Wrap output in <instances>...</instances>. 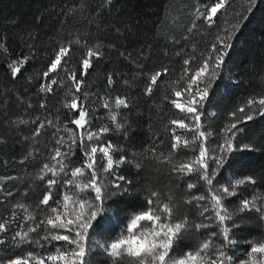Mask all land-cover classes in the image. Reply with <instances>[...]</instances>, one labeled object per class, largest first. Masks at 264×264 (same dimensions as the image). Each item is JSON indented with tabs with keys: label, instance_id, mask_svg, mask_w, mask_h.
Wrapping results in <instances>:
<instances>
[{
	"label": "trees",
	"instance_id": "1",
	"mask_svg": "<svg viewBox=\"0 0 264 264\" xmlns=\"http://www.w3.org/2000/svg\"><path fill=\"white\" fill-rule=\"evenodd\" d=\"M211 2L113 0L108 5L105 0H0V43L3 44L0 47V223L5 224L0 231L3 241L0 264L17 257L28 260V264H35L36 259H43L44 264H63L47 258L73 250L74 246L64 241L47 244L41 240L37 245L22 243L19 238L14 241L13 236L17 231L23 234L35 226L29 216H34L39 223L50 214L49 206L39 204L49 190L48 179L58 181L51 188L53 195L49 204L57 206L55 201L59 200L60 212L64 211V195L70 197V206L76 208L79 205L72 202L82 198L93 204L101 203L94 200L93 189H83L91 181L92 170L84 166L86 158L80 156L82 133L86 144L99 148L110 143L114 160L113 169L104 172L106 159H102L99 151L96 154L94 169L105 210L89 230L91 251L85 257V264H129L130 258L121 257L118 261L110 258L92 241L107 246L120 238L122 232L124 236L131 219L149 208L161 215V223L187 221L173 241L169 258L194 253L207 242L209 256L217 257V249H222L234 263H241L248 258L252 246L264 242V117L254 116L252 121L238 124L241 131L234 143H246L249 148L229 154L224 169L214 181V190L223 185L237 193L234 197H224L218 192L223 208L212 207L211 193L196 173L176 170L181 164L193 163L199 147L198 143L185 147L182 142L175 150L171 147L174 135H180L182 140L193 138V132L171 124L172 119L185 116L171 105L174 91L186 94L184 82L176 83L184 67L183 59L191 56L193 47L197 53H207L213 33L223 35L225 30L231 31L237 13L244 14L248 0H225V7L213 18L216 24L208 28L196 19V12L198 8L204 11V4ZM193 22L197 24L196 29H192ZM232 36V48L210 92L205 116L201 118V130L212 133L205 141L206 147H215L223 126L236 119L230 115L231 111L243 106L249 98L258 100L264 96V0H256L255 7L246 13V19ZM65 45L70 49L69 55L62 58L55 72L43 77L58 48ZM90 48H98L103 55L92 58V66L85 75L82 61ZM25 58L21 74L12 77L8 64ZM164 67L169 69L167 74L162 72ZM157 71L161 75L151 85L150 76ZM73 73L84 81L79 93L71 81ZM109 75L114 80L111 86L107 83ZM51 79L57 80V85H51L53 91L39 93L40 86L50 85ZM149 86L153 88L151 94L146 92ZM85 93L87 100L83 99ZM74 96L80 97L77 109L66 108ZM116 96L126 98L129 107L114 108ZM105 101L112 107L104 109ZM40 103L45 104L43 109ZM79 110L87 113L82 129L71 123L78 118ZM113 114L117 116L116 121L111 120ZM20 120L28 123H19ZM48 120L53 125H48ZM40 123L45 124L43 129L38 127ZM116 123L124 127L116 129ZM102 127L109 131L101 133ZM37 131L39 135L35 134ZM89 132L96 133L100 139L94 137L88 142ZM73 133L77 135L75 156L53 160L57 147L62 153L66 149V145H57L56 139L62 136L68 141ZM121 157L125 163L117 165L115 161ZM61 161L64 172L59 171ZM44 164L50 168L55 166L58 175L53 177L51 172L44 171ZM76 166L82 167L83 174L72 177ZM120 176L125 180H119ZM249 176L255 184L235 185L236 179ZM66 180L75 183L67 185ZM190 182L197 186L187 189ZM106 184L108 188L104 187ZM109 191L115 195H108ZM196 194L204 195L205 200L188 203ZM245 199L249 201V208L241 212ZM148 200L153 203L147 204ZM165 203L173 210L170 216L162 211ZM17 204H24L25 208H17ZM203 208L208 211L201 216L199 211ZM216 211L227 214L223 222L215 216ZM195 224L201 227L196 229ZM152 227L151 222L141 221L134 231L137 234ZM223 228L229 229L231 243L224 240ZM44 234V226L40 225L29 236L34 240ZM61 234L69 233L62 230Z\"/></svg>",
	"mask_w": 264,
	"mask_h": 264
},
{
	"label": "snow or ice",
	"instance_id": "2",
	"mask_svg": "<svg viewBox=\"0 0 264 264\" xmlns=\"http://www.w3.org/2000/svg\"><path fill=\"white\" fill-rule=\"evenodd\" d=\"M108 5H111L113 0H105ZM256 0H248L247 7L244 9V14L237 13L236 23L233 25L232 30H225L223 35H220L219 32L213 33V40L210 44V50L205 52L197 53L195 47L192 49L191 56L189 58L183 59V69L179 75V79L176 81L177 84L184 82L183 92L187 94L186 103H181L177 99L171 100V105L178 109L180 113L185 114L182 119H172L171 124L178 126L180 129L185 131L193 132V138L183 139L180 135H174V143H172V149H176L182 142L183 146L187 147L189 145L195 146L197 143L198 147V155L195 157L193 163L190 164H181L178 169H176L180 173H196L198 175L199 181L203 182V184L207 187V191L211 193V200L213 202L212 207L216 209L223 208L221 203L222 196L218 194V192L222 193L224 197H234L237 195L236 191L230 190L228 186H223L218 190H214V181H217V176L222 169H224L225 164L228 161V156L231 153L239 152L244 149H248V144L234 143L236 135L241 129L238 127V124H243L247 121H252L254 116H262L264 117V96H261L258 100L255 98H249L246 100L243 106L236 108L234 111H231L230 115L234 118L233 122L228 125L223 126V133L218 134V141L215 147L211 145L205 146V141H208L212 133L201 130V118L205 116V105L209 102L210 92L213 90L214 84L217 78L221 75L222 69L225 66V59L229 54V50L232 48V34L240 27V22L246 19V13L251 11L253 7H255ZM225 7V0H212L211 3L204 4V11H200L199 8L196 12V19L200 20L203 24L207 25L208 28H212L216 21L213 19L217 12ZM197 24L195 22L192 23V29H196ZM0 47H3V44L0 43ZM6 50V49H5ZM69 47L61 46L55 53L54 59L50 62V68L48 71L43 72V77H49V72H55L58 66L61 65L62 58L67 57L69 55ZM103 55V52L98 48L96 50L89 49L87 51L86 57L82 61L83 72L85 75L88 74V70L91 68V60L92 58H99ZM177 56L180 55V52L176 53ZM198 57V58H197ZM27 58L24 60H17L8 64V70L12 77H17L21 74L22 68L21 65L26 63ZM67 64V61H65ZM169 69L164 67L162 72L167 74ZM161 75V71H157L150 76L151 85H155L157 83V78ZM71 81L74 83L75 92L79 93L81 90V86L84 83L83 80L78 79L75 73L71 75ZM62 83V82H61ZM107 83L111 86L114 83V80L111 75H109ZM125 84L128 81L124 82ZM51 85H57L56 79L50 80V85L42 84L39 88V93H50L53 91ZM146 92L151 94L153 92V88L151 86L146 88ZM68 94H72V89H68ZM182 92L177 90L174 91L175 97H180ZM167 99V97H165ZM80 99L78 96H74L71 100V103L66 104L65 107L68 109H77V101ZM84 100L88 99L87 93L83 96ZM121 106L125 109L129 107V101L126 98H122L120 96H116L114 99V108L119 109ZM39 107L43 109L45 107L44 103H40ZM110 104L105 101L103 103L104 109H109ZM247 108V111L245 110ZM239 113V115H238ZM87 113L84 110H79L78 118L72 119L71 123L78 126L79 128H84L85 126V117ZM37 119H39L37 117ZM117 116L113 114L111 116L112 121H116ZM185 120L189 122L186 123ZM19 123L27 124V120H20ZM48 125H53L52 120L47 121ZM40 129L45 127L44 123H40L38 126ZM124 127L121 123H116L115 128L121 129ZM59 128H57V132H59ZM109 131L108 128L102 127L100 129L101 133H107ZM39 135L37 131L35 133ZM55 135V133H54ZM99 140L100 137L94 133H87V141L92 142L93 139ZM80 156L86 158L83 160V164L87 169L92 170L91 181L89 183H85L83 185V189L91 188L94 190L95 196L94 200L101 203L93 204L90 201H87L86 198H82L78 201L72 202L73 204H78L79 207H71L70 208V197L68 195L63 196V212L58 210V206L60 205V201H55L57 206H50L49 202L52 199V186L56 185L58 181L56 179H48V191L43 195L42 199L39 201L40 205L49 206L50 214L44 220L36 223L34 216H29L28 219L32 220L35 224L33 227H29L27 231H24L23 234L17 231L13 240L15 241L19 238L22 243H35L39 245L41 240L46 242L47 244H51L52 242L64 241L67 242L69 246H74L71 252L61 251L58 255H50L48 256V260L55 261H63V264H85V257L89 251H91V247L88 244L89 240V230L93 227V222L97 220L98 215L104 211L102 205V200L104 198L102 193V188L97 184V172L94 169V164L96 160V154L99 151L102 154V159H106V167L103 169L104 172H108V170L113 169L114 160L113 155L110 152L112 149V145L109 143L106 146H100L99 148L92 143H85L84 134H80ZM57 145L63 146L66 145L65 151L62 153L60 147H57L54 151V156L52 157L55 160L58 157H66L71 158L76 154V144H77V135L73 133L68 141H65L62 136L56 139ZM122 151V150H121ZM117 165H123L125 160L123 157L117 159L115 161ZM139 167V165H136ZM44 171L51 172L52 176L55 177L58 175V172L55 168L49 167L48 164L43 165ZM212 169L210 172L209 169ZM60 172H64V164L60 162ZM67 175V173H65ZM82 167L76 166L75 169L71 172L72 177H76L78 175H82ZM43 177H41L42 179ZM119 180L124 181L125 177L120 176ZM246 182H250L255 184L256 181L251 177H246L245 179H236L235 185H245ZM75 181L66 180L65 184L72 185ZM197 185L193 182H190L186 185V188L191 190L194 189ZM76 187H80V185H76ZM105 188H108V185H104ZM119 187V185H117ZM108 195H115V192L109 191ZM155 195V194H153ZM205 200V196L202 194L193 195L191 200L196 201L197 204L199 201ZM152 200H148L147 204L151 205ZM17 208H25L24 204H17ZM249 208V201L244 200L242 207H240V211L243 212L245 209ZM95 209V210H93ZM259 211V209H257ZM163 213L168 214L169 216L172 214V208L169 207V204L165 203L162 209ZM207 208L200 209L199 215L204 216L205 212H207ZM226 215H221L220 211L215 212V216L219 218L221 222L226 219ZM141 221L151 222L154 227L152 228V232L150 235L153 237V243L155 248H153L150 252H133L131 249L126 247V241L128 238L136 235L135 229L140 224ZM187 221L183 223H161V215L155 214L151 208L146 211H142L139 215H136L131 219L130 223L127 225L128 237H120L112 240L110 243L105 246L101 244L99 241L93 240L92 243L99 245L104 252L110 258H116L117 261L121 257L130 258L129 264H144L146 255H151L154 264H226V261H231V257L227 256L226 253L222 249H217L218 255L215 259H212L207 251L209 249V243L205 242L201 245V249L196 252H188L186 255H182L180 258H169V253L173 248V241L177 238L178 234L184 229ZM40 225L44 226V235L38 237L36 239H32L29 236V233L37 232ZM204 227H208L207 224L203 225ZM194 227L199 229L201 227L200 224H195ZM5 228V224L0 223V231H3ZM67 231L69 234H61V231ZM224 240L231 243L229 240V229H222ZM142 234V233H141ZM0 243H3L0 240ZM159 250L158 252L156 250ZM202 252L204 253L202 255ZM35 259V258H34ZM6 264H28V260L17 258H10L6 261ZM35 264H44L43 259H36ZM243 264H264V242L256 243L251 247L250 253L248 254V258L243 261Z\"/></svg>",
	"mask_w": 264,
	"mask_h": 264
},
{
	"label": "clouds",
	"instance_id": "3",
	"mask_svg": "<svg viewBox=\"0 0 264 264\" xmlns=\"http://www.w3.org/2000/svg\"><path fill=\"white\" fill-rule=\"evenodd\" d=\"M152 232L151 228H146L143 232L136 234L126 241V247L131 249L133 252H150L155 245L153 243V237L150 235ZM128 237V235L124 236ZM159 251L158 249L156 250ZM144 264H154V260L151 255H146ZM191 264V262H190Z\"/></svg>",
	"mask_w": 264,
	"mask_h": 264
},
{
	"label": "rangeland",
	"instance_id": "4",
	"mask_svg": "<svg viewBox=\"0 0 264 264\" xmlns=\"http://www.w3.org/2000/svg\"><path fill=\"white\" fill-rule=\"evenodd\" d=\"M50 68V67H49ZM172 99H177L179 102H181V103H186V101H187V94H185V95H181L180 97H175L174 96V92H173V98ZM77 181V180H76ZM72 207V205L70 206V208ZM153 228V227H152ZM151 228V229H152ZM141 232H143V231H141ZM123 233L124 232H122L121 233V237L123 236ZM137 234H139V233H137ZM126 235H128V232L126 233V234H124V236H126ZM212 259H215L216 258V256H210ZM227 263L228 264H243V261L241 262V263H234L233 262V260H231V261H227Z\"/></svg>",
	"mask_w": 264,
	"mask_h": 264
}]
</instances>
